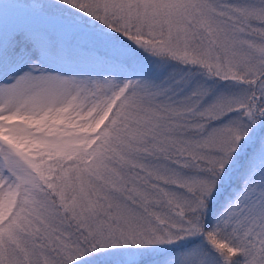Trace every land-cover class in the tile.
Segmentation results:
<instances>
[{
	"label": "snow or ice",
	"instance_id": "1",
	"mask_svg": "<svg viewBox=\"0 0 264 264\" xmlns=\"http://www.w3.org/2000/svg\"><path fill=\"white\" fill-rule=\"evenodd\" d=\"M0 264H264V0H0Z\"/></svg>",
	"mask_w": 264,
	"mask_h": 264
}]
</instances>
